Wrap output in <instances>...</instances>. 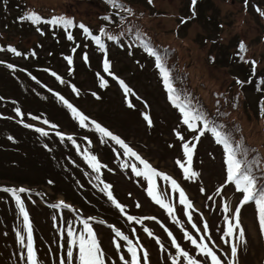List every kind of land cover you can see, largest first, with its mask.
I'll list each match as a JSON object with an SVG mask.
<instances>
[{
  "label": "rangeland",
  "instance_id": "rangeland-1",
  "mask_svg": "<svg viewBox=\"0 0 264 264\" xmlns=\"http://www.w3.org/2000/svg\"><path fill=\"white\" fill-rule=\"evenodd\" d=\"M1 1L2 0H0V2ZM24 2L37 6L43 11H50L51 9L56 8L71 13L74 12L78 19L85 20L92 25L99 24L100 17L104 12L102 5L97 1L22 0L23 4ZM188 2V0H152L150 6L148 2L149 7L147 9L148 16L146 18V26L148 30H150L155 36L157 35L160 39L171 43H177L179 45L181 58L185 60L186 65L189 63L192 85L199 91L200 95L212 101L211 91L215 90L225 93L228 92L226 95L232 99L235 93L238 94V90L233 88L234 79L231 77L232 67L230 65L224 66V61H220L222 52L216 47L217 44L212 45L211 42L203 41V39H201L202 37L197 40V34L200 33L201 36H203L206 32L210 33L213 37H220L221 43H225V45L230 44L229 40L239 38L246 39L247 41H251L253 50L260 53L264 52V43L260 41L261 23H259L255 17H252L250 14L243 11L237 0H210L208 2L210 7L206 14L216 17L217 21H219L216 30L217 34H215V30L212 26H208L209 29H203L205 21L201 22L199 20H194V22L189 24L190 29H188L185 33H180L183 37L182 42L173 36L172 31L179 25L178 15L187 14ZM198 9L203 11L205 6L199 5ZM4 35L5 39H9L10 34L8 31H5V34H0V36ZM34 40L35 38L29 42ZM39 41L40 44H44L42 48L43 53H48L52 56L59 55V49L61 47V43L59 41L53 40V38H48L47 40L39 39ZM223 47L225 48V46ZM211 54L216 56V61L214 63L210 62L209 56ZM111 60V74L105 76L104 81L109 88H112L111 94L114 97H117L118 101H109L111 105L110 107H112L113 110H116L110 119H116L120 124L119 126H121L127 133L128 130H130L131 134L135 135L134 138L131 137V140H140L142 143H145L146 146L142 145L145 149L144 153L161 168L170 170L172 168L171 154L173 151L169 148V146L165 145L168 144V142H164V139L168 137L169 132L166 131V134L164 135V131L161 129L162 132L158 135L159 130L155 129L153 136H150L143 129L142 125L139 124L135 112H127L126 114L123 112V101H129L131 103L135 101V85L142 79V75L137 69L136 59L127 51H119L113 53ZM64 67H66L65 71L63 70ZM233 67L237 66L233 65ZM46 71H50L52 73L51 76L47 77L46 81L52 83L55 90L53 92L45 91L43 97L37 101L40 103L55 105L56 110L51 114L55 118L64 116V110L62 107H67L64 103L65 100L73 106V103L83 100L87 95L82 91V88L91 89L93 87L87 79L88 70L86 66L79 67L76 65L74 60L69 63L68 59L64 56L57 57V61H55L54 66L50 70L48 69ZM66 71L67 73L65 74ZM3 72L4 69L0 67V73ZM59 75H63L62 78L64 79V82L69 83L70 89L68 92L57 89V83L54 76L57 77ZM84 76H86L85 81L82 79ZM1 77L2 76H0V78ZM7 77L9 82L4 81L0 83L1 89L5 91V96L11 97L13 94H22V89L19 85L12 78L9 76ZM119 80H123L124 83L131 89L130 93L125 94L124 89L119 84ZM37 82L39 87L45 86V79L40 78ZM100 87L104 88V86L101 85ZM113 87H116V89H113ZM78 94H80V96H78ZM112 95L109 94L108 96L113 97ZM61 97H63V99H61ZM148 100L151 101L152 99L148 97ZM250 100L251 105L256 103L253 95H251ZM81 103V106L88 112H95L99 109L101 110L107 107V104H104L105 102L100 103L94 101L93 99L90 101H81ZM155 108L157 109L158 107L156 106ZM100 112L104 114L102 111ZM154 112L155 120L159 124L162 123L165 129L169 123H164L157 111ZM231 112V115L238 116V119L243 123L244 129L251 137L250 140L258 144L260 147H263L264 135L261 131L260 123L255 113L248 108L245 109L243 102L242 106L238 105L237 107H232ZM64 127L78 131L75 127H71L70 125H64ZM53 128L55 132H60L59 126L53 125ZM80 137L81 139H87V131H83ZM159 149H161V151ZM201 154L203 155L204 162L202 164L197 163V170L204 172V175L200 176V180H197L195 177H190V179L202 184V192H208L214 188L215 183H220L219 178H222L223 170L222 165L218 164V154L216 155L215 150L209 149L208 143L204 144ZM212 154H214L215 157H213ZM10 159H12V157H10ZM120 161L122 173L117 174L116 176H111L108 172H106V179L103 186L105 184L111 185L108 191H111L112 194L116 193L117 196L124 202H122L123 205L130 202L131 198L141 201L142 211L139 212L136 209L138 213H148L150 215L154 211H160V208L157 205L147 200L144 193L148 179L143 175L136 176V174L132 172L133 165L130 161ZM60 172L62 171L60 170ZM87 173L83 175L71 173L69 176L67 174L66 178H68L65 185L69 186L70 183L79 178L90 180V174L88 171ZM56 178H59L60 180H58V185L63 184L61 177L56 176ZM19 179L21 178L19 177ZM24 179L30 180L32 179V176L28 174ZM153 184L155 188H157V183L154 180ZM197 186L201 187L200 185ZM44 189L51 193V189L49 187H44ZM91 190V185L86 188V192L88 193L91 192ZM222 193L229 195L231 193V189L225 188ZM69 194L71 197L76 196L74 190ZM128 197H130V199H128ZM73 199L75 200V197ZM47 216H51V214L45 211L37 214L38 225L44 232L43 235L45 236V240L51 245L52 243L50 242L56 243L58 241V236L50 233V226L46 224ZM244 222L247 226L246 249L248 250L244 252L243 264H260V258L263 255V250L260 244L253 211L251 209L246 210ZM133 224L134 222L132 220L127 221L125 223V227H129ZM137 229L139 232H142L143 227H137ZM0 241L2 243H0V252L2 247L0 264H26L24 240L21 242L18 236H15L12 233V230L6 227L4 229H0ZM63 245L66 250L67 236L63 237ZM38 249L39 256L42 258L41 264H55V262L52 261L50 247L47 246L43 240H41L40 246L38 244ZM73 250L76 255L78 248L74 247Z\"/></svg>",
  "mask_w": 264,
  "mask_h": 264
},
{
  "label": "snow or ice",
  "instance_id": "snow-or-ice-1",
  "mask_svg": "<svg viewBox=\"0 0 264 264\" xmlns=\"http://www.w3.org/2000/svg\"><path fill=\"white\" fill-rule=\"evenodd\" d=\"M109 3L113 4V6H118L116 4V0H108ZM247 0H245V3ZM149 3H152V0H149ZM197 4V0H191V5L193 7V15H195V6ZM131 11L130 9L128 10ZM259 11V9H258ZM261 15H264V12H261ZM29 19H31L34 23H37L40 21V16L36 14L35 12H32L29 14ZM107 19V17H105ZM52 24L56 23H64L65 26H69L72 24V21L69 19H65L63 17L57 18L53 17L51 21H49ZM183 22V21H182ZM80 27L84 30V32L91 35L90 30L85 27L83 24L80 25ZM102 33L104 32V29L102 28L100 30ZM113 37L109 36V39H112ZM68 39H72V36L69 35ZM93 39L96 41V43L103 48L104 45L102 44L99 36H94ZM240 50L246 51L244 43L241 41L239 44ZM13 52H16L14 48L10 49ZM147 51L151 55H156V53L153 51L152 48H147ZM19 55L20 53H16ZM69 63L72 62L71 57L67 58ZM85 59H87L85 57ZM253 65V71H255L256 62H251ZM9 67H12L9 65ZM156 67L160 69L161 75L163 77L164 83L166 88L169 92V99L175 104L176 107L179 108L180 113L182 115L183 124L187 125L188 129L196 130V122L203 123L205 128L211 127V131L213 135L216 138V142L223 145L224 148V156L225 160L224 163L226 165V180L227 182L233 183L235 185L236 191L242 193V200L240 201L241 205L246 204L249 201L255 202L256 212L258 213L259 217V224L260 229L262 232H264V188L259 189L257 188V178L252 174L250 167L246 166L243 161L238 158L237 156V148L240 146L237 145L236 147H233L232 143L229 140V137L226 133H223L222 131L218 130L215 126H212L211 122L205 117L203 113H198L195 110L188 107L187 104H184L180 102L179 96L175 95V89L170 83L169 78V72L164 67L163 63L161 62V58L157 55L156 56ZM110 68V63L108 59L104 60V71L108 72ZM104 81H101V86H104ZM237 83H242L241 81H237ZM120 86L124 89L125 94H128L131 92V89L124 83L123 80H119ZM63 99V97H61ZM64 103L67 105L68 108H70L73 112V114L79 119L81 125L84 124V122L87 120V117L83 114L77 112L75 108L72 107L71 104H69L66 100ZM17 114L20 113L19 109H16ZM144 119L148 121L149 125H151V120L147 115H145ZM47 123V121H45ZM95 124V122H93ZM30 127V125H27ZM95 128L98 132H100L103 136L109 137L111 140L115 141L116 144H119L124 149V155L125 156H131L135 157L136 160L140 162L141 165H143V169L138 170L135 165L132 166V172L136 174V176H145L149 181V187H148V195L152 197V199L159 204L162 208L166 209L167 212L171 215L174 211L172 206L164 201L161 196L154 191V184H153V178L154 177H161L165 181H169L171 184V187L174 191L179 192V202L181 205L184 206V212L186 215H188V221L189 223L192 222V216L190 212L188 211L193 207L190 200H188L184 190L180 187V185L176 182L175 179H173L170 175H167L163 172H158L152 165L145 159H142L135 151L132 150L122 139H120L118 136L113 135L112 132L108 131L106 128L101 127L99 124H95ZM37 131L41 132V134L46 135L44 133L43 129H37ZM201 134L203 132L201 131ZM179 136V133H177ZM71 139V137H69ZM180 139H183V137H180ZM195 145L189 146V144L185 143L183 144V150H184V156L187 158V162L189 167L185 166V163H183L181 160H177L176 163L179 165L181 169L184 171V175L186 178L194 177L197 175L194 171L191 170L190 164H191V158H192V152ZM85 160L88 162V164L92 167V169L99 173L101 164L97 160L95 156L92 155H85ZM99 179V177H97ZM102 182V181H101ZM103 183V182H102ZM111 185L105 184L103 191L107 192L109 200L112 201V203L121 211H123V206L119 204L115 198L113 197L111 191H108L110 189ZM4 191H11L12 195L15 197L17 205L19 207L20 213L24 217V223L25 228L27 229L28 236H27V259L28 264H37L36 259V253L33 248V238H32V229L31 224L29 221L28 213L25 210L24 203L20 199V196L17 194V192H24L26 189H4ZM203 191V189H201ZM53 207H70L69 205L64 204L63 201L60 202L59 205H53ZM223 211L225 213L229 212V206L228 204H224ZM240 207H236L234 209V215L233 219L235 220V224L229 221V217L225 216V222L227 224V228L224 232L225 236H233L234 232L236 230H239L240 238L243 239L244 232L243 229L240 228ZM135 217L128 216V220H134ZM83 224V232L76 237L69 222V227L67 230V236H68V245L67 248V264H72V261L74 259L73 256V246L78 248V264H104V253L101 249V246L97 240L96 233L93 231L92 227L88 224L87 221H81ZM192 227L196 228L197 225L195 223H192ZM208 225L207 223L204 224L203 231H207ZM145 231H148L145 229ZM197 231H200V229H197ZM148 234L151 236L152 233L148 232ZM169 237H172V233H168ZM116 236L121 237L123 240L128 241V249L127 252L131 255V261L130 264H141V260L138 257L137 249L136 247L132 246V242L128 240L127 236H124L123 233H121L119 230H116ZM18 238L23 241L22 237ZM183 238L187 241H190L191 245L194 246L195 250L200 253L205 259L203 261L193 258L189 255L187 251H185L181 246L176 242L175 238H172V245L177 250V255L182 256L185 261H187V264H208V261L211 262V264H222L221 259L218 257L216 252L213 251L212 248H210L206 243H204V237H200L199 241L194 238L192 235H190L187 231L184 232ZM157 243H159V240H157ZM120 245H117V248L119 249ZM231 255L233 257L232 261H229V264H235V257L237 255V247L235 244H233L231 248ZM121 260L124 261V264H129V261L125 260L124 256L120 257ZM60 264H65V261L62 259L60 261ZM143 264H148V253L147 251H144L143 254ZM173 264H177V262L174 260Z\"/></svg>",
  "mask_w": 264,
  "mask_h": 264
},
{
  "label": "trees",
  "instance_id": "trees-1",
  "mask_svg": "<svg viewBox=\"0 0 264 264\" xmlns=\"http://www.w3.org/2000/svg\"><path fill=\"white\" fill-rule=\"evenodd\" d=\"M122 7L125 6V4L121 5ZM114 33L117 34V36H122V29L117 28L114 30ZM149 33L147 31H142V34H137V37H143V36H149ZM150 37V36H149ZM162 60L167 62L169 60L168 55H163ZM21 105H31L33 102L24 101L20 102ZM215 118V115H212ZM0 117L2 119L0 120V177L2 179H13L17 180V175L20 174L21 176L25 174L24 172L20 171L19 168L24 169V163H26L25 166H28L31 162H28L30 159L34 157H30V151H24L23 148L29 145L32 149H37L36 142L32 140L30 137L31 134L30 129L31 127L28 126H22L12 117V113L8 106H0ZM13 118V119H12ZM26 122V120H24ZM28 124V123H27ZM30 125V124H28ZM31 126V125H30ZM11 147L9 150L8 148ZM247 157L243 159V163L247 164L249 159L253 156V153L246 154ZM12 157V159H10ZM11 168H14L12 172L8 171ZM39 171L38 169L36 170ZM12 173V174H11ZM34 176V175H33ZM20 182V180H18ZM23 182V181H22ZM39 183L41 182L44 184V181L39 179ZM36 183H30V184H37ZM3 186H8L3 184ZM13 189L19 190L23 187L22 184H18L17 186H11ZM57 191H61V189H57ZM63 193V191H62ZM55 196V195H54ZM9 200L10 197L6 195H0V199ZM67 198L71 199V196L69 193L67 194Z\"/></svg>",
  "mask_w": 264,
  "mask_h": 264
}]
</instances>
